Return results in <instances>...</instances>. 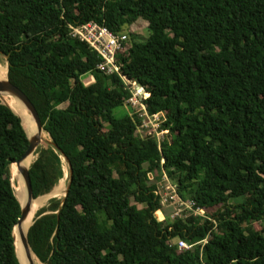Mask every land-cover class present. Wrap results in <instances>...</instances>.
I'll return each mask as SVG.
<instances>
[{"label":"trees","instance_id":"obj_1","mask_svg":"<svg viewBox=\"0 0 264 264\" xmlns=\"http://www.w3.org/2000/svg\"><path fill=\"white\" fill-rule=\"evenodd\" d=\"M137 20L147 39L115 62L148 94L147 113L163 115L159 145L136 135L130 111L114 115L128 91L69 35L86 22L120 33ZM0 56L50 140L27 164L31 203L67 164L65 197L48 200L26 233L41 264H264V0H0ZM28 145L0 101V264H20V175L10 167ZM163 175L204 217L159 219Z\"/></svg>","mask_w":264,"mask_h":264},{"label":"built area","instance_id":"obj_2","mask_svg":"<svg viewBox=\"0 0 264 264\" xmlns=\"http://www.w3.org/2000/svg\"><path fill=\"white\" fill-rule=\"evenodd\" d=\"M69 29L71 38L85 43L100 58L101 61L97 65L99 71L107 76L116 74L121 79L124 90L129 93V97L125 102L126 107L138 119V125L135 126L136 135L154 137L159 145L166 135V131L162 129L163 115H150L147 113L144 100L148 97V94L141 86L130 83V81L121 76L119 74V66L115 62L116 54L129 44V36L124 32L113 33L106 27L94 22H86V24L80 26L69 27ZM162 181L166 184L157 187L153 193L159 198L163 207H173L168 219H182L190 215L204 217V212L194 208L193 202L184 201L178 196L176 187L171 185L165 175H163ZM172 244L176 245L179 250H187L192 247L179 239L173 240Z\"/></svg>","mask_w":264,"mask_h":264},{"label":"bare ground","instance_id":"obj_3","mask_svg":"<svg viewBox=\"0 0 264 264\" xmlns=\"http://www.w3.org/2000/svg\"><path fill=\"white\" fill-rule=\"evenodd\" d=\"M7 78V67L5 65L0 64V80H6ZM4 99H6L8 106L10 109L20 118L22 127L28 137H33V136H38L39 139L45 140L46 138V133L41 130L40 132L37 131L36 125L31 117L28 116L29 113L28 111L24 108V106L18 101L16 98L9 96V95H4L2 96ZM2 100V99H1ZM4 102V101H3ZM25 112L28 115H25ZM33 157V155L27 157L22 164L24 165V168H28L27 164L29 160ZM62 160V159H61ZM63 177L60 179L58 184L54 187V189L46 195L45 199L41 197L40 199L34 201L31 203V209L28 215H26V219L20 224V228L16 227L14 229V239H15V250H16V255L19 260L20 264H29V261L32 262V264H39L38 260L29 252V254L26 256L24 254V250H22L24 247L22 243L20 242V235H25L28 227L31 225L33 219L35 218V215L37 212L44 206L46 201L49 198H58L64 196V193L66 191V185L65 181L68 178L67 173L63 171ZM18 182H20V187H21V201H18L21 205H23L25 201V191H24V186L21 177H18ZM33 201V200H32ZM41 212V211H40ZM19 233V237H18Z\"/></svg>","mask_w":264,"mask_h":264},{"label":"water","instance_id":"obj_4","mask_svg":"<svg viewBox=\"0 0 264 264\" xmlns=\"http://www.w3.org/2000/svg\"><path fill=\"white\" fill-rule=\"evenodd\" d=\"M4 95L12 96V97L16 98L18 101H20V103L28 111L29 115H31V117H32V119H33V121H34V123L36 125L37 131L40 132L42 130V125H41L40 119H39L38 115H36L37 112H36L34 106L32 105V103L28 100V98L18 88H16L14 85H12L8 81L7 78H6V80H0V96H4ZM27 138H28V141H29L28 148H26L27 150L25 151L24 155L17 162L14 163L16 165L17 172H18V174L20 175V177L22 179L21 182H23L24 191H25V201H24L23 205H21L19 203L20 204V208H21V215H19L20 218L18 219L17 224L15 226V228L18 227V229L20 228L19 227L20 224L26 219V217H27L26 215H28V213L30 212L31 201L33 200L31 181H30L29 172H28L29 167L28 168H23L21 166V163L27 157H29L31 155H34V152H35L36 148L41 143V140L39 139L38 136H33V137H28L27 136ZM47 143H50V140ZM68 169H69V173H71V168H70L69 164H68ZM67 190H68V185L66 187V191L64 193L63 198L65 197ZM32 224H33V221L31 223V225ZM26 233H27V231H26ZM20 241H21V243H22V245L24 247V250L27 252V255H28L29 251H30L29 250L30 248L28 246L26 234L25 235H22V234L20 235ZM29 264H32V262L29 261Z\"/></svg>","mask_w":264,"mask_h":264},{"label":"rangeland","instance_id":"obj_5","mask_svg":"<svg viewBox=\"0 0 264 264\" xmlns=\"http://www.w3.org/2000/svg\"><path fill=\"white\" fill-rule=\"evenodd\" d=\"M123 32L124 33H126L128 36H129V44H131L132 42H143V41H145L146 39H147V37H148V30H147V25H146V23L144 22V21H142V20H137L136 22H134L133 24H131V25H129V26H125L124 28H123ZM0 64L1 65H5L6 66V64H5V60H4V58L2 57V56H0ZM79 82H81V84L83 85V86H89L90 84H92V82H94V80H93V77L90 75V74H86V75H83V76H81L80 77V81ZM2 99V100H1ZM0 101L2 102V104H5V105H7L8 106V104H7V101H6V99H4L2 96H0ZM4 101V102H3ZM123 110L125 111V112H128V109H127V107H124L123 109H116L115 111H114V115L117 117V116H120V115H122L123 113ZM25 115H28L26 112H25ZM28 116H30V115H28ZM49 141V137L46 135V138H45V140H42L41 141V143H40V145H42V144H45V143H47ZM16 166H15V164H13V165H11V167H10V170H11V173H13V169L15 168ZM63 171L65 172V173H67V177H68V170H67V164L64 162V160H63ZM62 179V178H61ZM67 182H68V178L66 179V181L64 182L65 183V185H66V187H67ZM164 184H166L164 181H159V182H157V184H155V185H157V187H159L160 185H164ZM172 185V184H171ZM54 189V188H53ZM43 197V199H45V197H46V195H44V196H42ZM63 198V196L62 197H58L57 199H62ZM51 198H49L48 200H50ZM48 200L46 201V203L44 204V206H46L47 205V203H48ZM43 206V207H44ZM173 211V207L172 206H166V207H163V209L161 210V215L160 214H158V217H160L159 219H162V220H164V218H166L168 215H170V213ZM165 215H167V216H165ZM98 219H99V222H100V224L101 225H103V216L101 215V214H99L98 215ZM256 227H258V225H256ZM18 237H19V233H18ZM19 239H20V237H19ZM21 242V241H20ZM22 250H24V248L22 249ZM33 256H34V254L31 252V251H29ZM24 254L27 256V252L24 250ZM35 257V256H34ZM36 258V257H35ZM39 262V261H38ZM39 264H41L40 262H39Z\"/></svg>","mask_w":264,"mask_h":264}]
</instances>
